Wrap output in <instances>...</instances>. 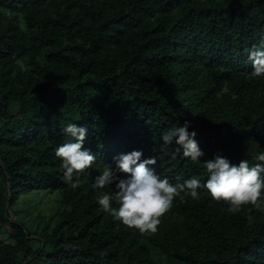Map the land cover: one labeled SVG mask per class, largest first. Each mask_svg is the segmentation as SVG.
Listing matches in <instances>:
<instances>
[{
	"label": "trees",
	"instance_id": "obj_1",
	"mask_svg": "<svg viewBox=\"0 0 264 264\" xmlns=\"http://www.w3.org/2000/svg\"><path fill=\"white\" fill-rule=\"evenodd\" d=\"M261 38L264 0H0V233L12 240L0 264H264V208L228 213L202 191L141 234L97 205L114 185L91 187L132 150L156 156L172 183L206 179L216 153L252 162L264 151V78L246 61ZM185 120L200 164L163 149L161 134ZM68 123L87 128L97 157L77 188L54 156ZM37 191L59 201L28 221L20 199Z\"/></svg>",
	"mask_w": 264,
	"mask_h": 264
},
{
	"label": "clouds",
	"instance_id": "obj_2",
	"mask_svg": "<svg viewBox=\"0 0 264 264\" xmlns=\"http://www.w3.org/2000/svg\"><path fill=\"white\" fill-rule=\"evenodd\" d=\"M246 62L251 64L253 78H264V38L249 50ZM190 127L187 120L173 125L161 134L160 140L165 150L175 146L170 153L173 160L179 157L200 164L205 153L196 140V131H189ZM62 132L69 139L55 147L54 156L60 161L64 182L77 188L80 175L93 167L97 157L84 146L87 128L68 123ZM143 156L142 150H132L113 157L114 167L105 164L91 185L93 191L114 185V192H103L96 203L113 221L127 228L155 234L160 218L173 207L175 199L199 200L202 191L217 202L224 201L228 213L235 214L246 205L264 208V151L253 156L252 162L242 159L238 163L216 153L202 162L206 179L192 176L182 183H172L158 174L156 156Z\"/></svg>",
	"mask_w": 264,
	"mask_h": 264
},
{
	"label": "rangeland",
	"instance_id": "obj_3",
	"mask_svg": "<svg viewBox=\"0 0 264 264\" xmlns=\"http://www.w3.org/2000/svg\"><path fill=\"white\" fill-rule=\"evenodd\" d=\"M57 197H58V195L54 192L37 191V192H33V193L26 195L25 199L24 198L20 199L21 200V202H20L21 207L26 208L28 206V207H30V210H32V213L29 217H27V220L31 221L34 218L37 210H40V209H42L43 213L47 215L48 209L51 208L48 205H50V206L55 205L59 201V199H57ZM25 200H28V201H25ZM22 202L25 204H23ZM24 214H25V212H24ZM16 215L15 216L13 215V217L23 216V213H19ZM0 242H12V240L9 237V232L0 233ZM33 245L36 248L40 245L37 238L35 241H33ZM34 264H39V263H34Z\"/></svg>",
	"mask_w": 264,
	"mask_h": 264
},
{
	"label": "water",
	"instance_id": "obj_4",
	"mask_svg": "<svg viewBox=\"0 0 264 264\" xmlns=\"http://www.w3.org/2000/svg\"><path fill=\"white\" fill-rule=\"evenodd\" d=\"M30 261H31V258L28 259V260H26V261H24L22 264H27V263L30 262Z\"/></svg>",
	"mask_w": 264,
	"mask_h": 264
}]
</instances>
